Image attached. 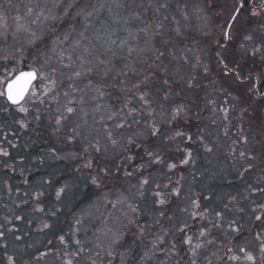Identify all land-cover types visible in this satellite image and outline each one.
<instances>
[{
	"label": "snow or ice",
	"instance_id": "1",
	"mask_svg": "<svg viewBox=\"0 0 264 264\" xmlns=\"http://www.w3.org/2000/svg\"><path fill=\"white\" fill-rule=\"evenodd\" d=\"M27 13L34 15L29 24L37 27L18 24L16 30L26 32L27 39L18 55L3 57L0 168L16 172L19 167L23 183L32 188V210L57 217L62 208L74 211L93 195L106 198L119 190L115 204L131 213L127 223L137 225L136 240L145 231L137 216L148 217L155 234L151 247L138 256L136 245L115 231L106 252L110 262L118 257L120 264L129 259L139 264L156 256L160 264H200L201 258L214 264L211 256L215 264H264V216L255 215L259 243L249 247L243 225L227 215L234 207L244 214L249 201L255 205L251 213L264 209L256 203L264 196V0H35ZM69 45L72 53L85 54L75 56L70 79L87 78L86 87L98 98L114 95L120 105L108 115L114 124L101 125L97 134L78 125L71 135H60L76 111L72 100L54 125L42 123L41 106L56 99L57 73L72 67L63 53L58 54L60 68L53 57ZM230 116L247 128L228 146L239 166L217 169L211 156L219 137L213 135L219 121L229 136ZM20 131L32 135L26 155L16 159L10 149L18 144L11 137ZM194 144L206 157L199 169ZM186 172L199 190L172 211L185 199ZM236 181L247 185L244 194L219 187ZM46 190H54L56 201L47 212L41 207ZM212 201L215 207L205 203ZM41 224L38 231L53 227ZM58 239L65 243L63 235ZM6 261L32 264L23 256L7 255Z\"/></svg>",
	"mask_w": 264,
	"mask_h": 264
},
{
	"label": "trees",
	"instance_id": "2",
	"mask_svg": "<svg viewBox=\"0 0 264 264\" xmlns=\"http://www.w3.org/2000/svg\"><path fill=\"white\" fill-rule=\"evenodd\" d=\"M4 10H6V7L0 0V11ZM9 12L13 13L12 8H9ZM18 41L15 40V43ZM60 53H63L65 63L71 64L72 67L63 68L57 73L56 86L61 87V90H59V94H53L56 97L54 101L41 106L42 123L47 125L51 121L54 125L57 115L64 112L63 105L68 104V101L72 100L74 102L72 106L75 107L76 111L70 119L64 122L60 135H71V130L78 125L82 126V130L97 134L98 130H101V125L107 127L112 124L113 121L108 120V115L114 110V106L118 109L120 105L114 95H105L103 99L98 98L94 91L86 87L87 78L70 79L73 76V70L77 68V64L74 62L75 56L78 54L84 56L85 54L82 51L77 50L76 53H72L70 45L58 48L57 55L53 57L58 68H60L58 62V54ZM16 54L18 55L19 53L16 51ZM69 55L73 59H68ZM86 58L92 60V56H87ZM70 84L72 87H69ZM62 88L64 89L62 90ZM65 92L68 94L65 95ZM57 109L60 110L59 113ZM76 115L77 119H81L78 123L75 120ZM51 131V127L47 128L48 133ZM220 134H223L221 127ZM29 135H32L31 132L25 134L20 131L17 136L11 137L18 144L17 149H10L11 157L19 159L21 156L26 155L24 146L29 139ZM33 138L35 137L33 136ZM55 139L53 137L51 142L55 143ZM192 148L196 150V155L198 156L196 168L199 169L202 164L206 163V157L202 150L197 149L195 144L192 145ZM28 151L30 152L32 149H28ZM9 162L11 163V159ZM18 173L19 167L16 172L0 168V233H3V236L0 237V245L6 246L5 248H0V259L4 260V264H7V255H14V258L23 256L25 259L31 257L32 264H67L68 261H71V264H120L118 257H114L110 262L106 255L109 238L117 230L124 233L128 243L136 245L134 251L138 256H142L144 251L151 247L150 242L153 240L155 233L149 228L150 219L146 216L136 217V220L145 229L143 238L136 240L137 225L135 223L128 225L127 223V216H131V213L127 211L125 205L115 204L119 190L108 192L106 198L103 195H93L85 199L78 207H75L74 211L62 208L57 217H49L44 213L32 210V206L35 203L31 199L32 188L23 183V178ZM180 174L177 173V175ZM183 174L188 175V179L184 182L185 199L176 201L171 206L172 211H175L177 206H183L185 201H187V196H194L196 190H199L198 183L191 184V175L187 172ZM25 175L31 178L30 173L25 172ZM174 177L175 179L177 178L173 176V180ZM4 181H7V186H5ZM246 186L245 183L240 181H236L232 185L227 183L219 185L224 192H230L233 195L238 191L243 194ZM24 201H28V203H24ZM55 203L54 190H46L45 195L41 197V207H44L47 212L51 210L52 205ZM205 203L209 207H215L217 202ZM114 204L115 206H113ZM90 206L93 210L88 212V214L85 213ZM83 214L86 216L84 220L82 219ZM17 215L21 216L20 220H16ZM260 215L264 216V212L260 213ZM237 216L236 220L241 224L244 217L240 214H237ZM181 218L187 219V217L183 216ZM42 221H47L53 227L38 231L37 229L42 226ZM257 223L254 220L253 225L256 227ZM255 227L252 229L251 234L244 231L249 241L253 235L256 236L257 234ZM17 235L21 237L20 240L15 239ZM60 235L65 237L64 244H61L58 239ZM168 239L171 240V237H168ZM253 240L258 245L259 241L254 238ZM49 241H51V244H49ZM76 241H79V245H77ZM224 243L227 244L228 241L225 240ZM79 249H83V251H79ZM41 253H44V255L41 256ZM72 253L77 254L72 255ZM209 258L213 259L215 264V258L211 256ZM126 264H133V262L129 259ZM139 264H160V259L153 256L151 260L145 259ZM200 264H207V261L201 258Z\"/></svg>",
	"mask_w": 264,
	"mask_h": 264
},
{
	"label": "rangeland",
	"instance_id": "3",
	"mask_svg": "<svg viewBox=\"0 0 264 264\" xmlns=\"http://www.w3.org/2000/svg\"><path fill=\"white\" fill-rule=\"evenodd\" d=\"M25 1H27L25 3ZM2 0L4 3L6 10L0 11V17H3V19H0V25L3 27H0V33L7 32V35L4 36L3 38H0V75L3 74L4 72V60L3 57L11 56L14 52L17 51V49H20L21 45L25 42L27 39V33L24 31H17V26L18 24H23L26 25L29 30H33L37 27V25L29 24V20L34 18V15L28 14L27 13V7L31 6L32 4L35 3V0ZM9 8H12L13 13L9 12ZM5 9V8H4ZM11 10V9H10ZM39 22H37L38 24ZM195 23V21H194ZM15 24V25H14ZM23 38V39H22ZM15 40H19L18 42L15 43ZM22 40V41H21ZM9 68L12 67V64L8 65ZM20 67H23V64L20 65ZM64 88H62L63 90ZM59 90H61V87L56 86V91L55 94H59ZM61 93V92H60ZM67 104H64L63 107L65 108ZM208 115V114H206ZM239 116V112L236 113V117ZM75 120L78 123L81 119H77V115L75 116ZM230 123H229V136H224V134H220V126H219V121L216 126V129L214 131L213 138L219 137L217 143L219 144V148L217 151L211 156V160L213 165L217 169H228L231 170L234 166L238 167L239 166V161L238 160H233L232 157L228 155V146L231 144V141L234 137L236 136H241L242 133L246 134L247 128L246 125L241 129V123L242 121L236 119L235 117L230 116ZM114 124V121L112 122ZM230 142V143H228ZM233 147H239L237 145H233ZM238 156V152L236 153ZM179 174V172H178ZM249 180H254L255 177L250 176L248 178ZM175 180V177H174ZM235 183V182H234ZM244 194V193H243ZM187 203V201H185ZM184 203V204H185ZM257 204H264V196H261L259 199L256 201ZM245 207L247 211L244 214L236 212L233 208V211L231 213H228L227 215L232 218V219H237L238 216L236 215L240 214L244 217L243 222L241 223L243 225V231H247V233L251 234L252 229L255 227L253 225V222L255 220V215L260 214L264 212V209L257 208L256 213H251V207H254L255 205H252L251 202H244ZM250 208V210H249ZM92 207L90 206L85 213L88 214V212L92 211ZM240 218V217H239ZM82 219H86L85 214L82 215ZM241 220V218H240ZM237 221V220H236ZM238 222V221H237ZM240 223V222H239ZM260 226V222L257 223V226L255 229L257 230L258 227ZM248 234V235H249ZM255 235L251 237V240L249 241V247L256 246V242L253 240ZM238 254V253H237ZM236 264H243L242 261H237Z\"/></svg>",
	"mask_w": 264,
	"mask_h": 264
}]
</instances>
